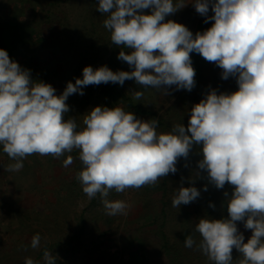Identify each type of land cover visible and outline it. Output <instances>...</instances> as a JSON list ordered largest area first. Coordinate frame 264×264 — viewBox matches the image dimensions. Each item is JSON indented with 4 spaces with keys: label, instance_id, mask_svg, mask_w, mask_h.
<instances>
[{
    "label": "clouds",
    "instance_id": "9594fccd",
    "mask_svg": "<svg viewBox=\"0 0 264 264\" xmlns=\"http://www.w3.org/2000/svg\"><path fill=\"white\" fill-rule=\"evenodd\" d=\"M187 4L184 0L175 4L174 0H99L96 10L108 14L103 25L110 30L112 43L131 50L120 51L117 58L133 70L86 66L83 78L69 81L60 95L51 84L35 82L30 69L0 49V145L16 161L6 170H21L23 159L32 154L59 158L79 150L84 168L76 178L83 192L89 198L99 194L107 215H126L131 205L109 200L111 190L122 193L126 188L154 185L159 178L175 174L179 159H187L199 146V178L206 171L208 182L217 189L233 186L231 195L224 192L228 217L201 218L197 223L195 231L202 237L199 250L214 264H233V249L242 257L238 264H264V0H194L204 22L214 21L195 36L185 25L166 21ZM193 52L223 69V80L235 77L239 87L233 93L211 89L192 106L187 127L179 124L169 133L158 134L157 119L144 121L121 107L106 106L91 109L80 131L75 118L65 119L70 111L68 98L84 95L89 85L123 86L134 79L165 95L171 94L168 89L173 85L176 91L191 92L196 84ZM134 95L139 100L143 93ZM72 163L71 155L63 161L66 168ZM189 182L193 186L184 187L182 178L173 207L200 197L195 180ZM203 190H208L207 184ZM209 206L215 208L214 203ZM237 222L252 230L246 243ZM40 241L37 233L31 247L39 248ZM184 243L192 248L196 241L188 235ZM57 256L45 249L44 264H57ZM25 264L40 262L27 257Z\"/></svg>",
    "mask_w": 264,
    "mask_h": 264
},
{
    "label": "rangeland",
    "instance_id": "374dc122",
    "mask_svg": "<svg viewBox=\"0 0 264 264\" xmlns=\"http://www.w3.org/2000/svg\"><path fill=\"white\" fill-rule=\"evenodd\" d=\"M16 1L14 10L26 19L24 26L29 32L27 42L39 55L44 82L51 84L57 95L63 93L69 81L75 83L76 78L82 79L86 66H92L95 70L107 65L114 72L133 70L117 58L120 51L131 50L112 43L110 30L103 25L108 14L96 10L99 0ZM176 2L178 0H174V4ZM184 2L188 3L187 6L166 17V21L181 23L194 35L195 24L206 18L198 19L200 14L195 10L194 0ZM145 13L150 14V9ZM190 55L196 71V84L191 92L176 91L173 85L168 89L171 94L165 95L159 89L136 84L134 79L126 80L123 86L117 83L123 93L130 96L141 109L148 111L143 113L128 106L122 96L108 97L101 91L103 83L89 85L84 88V95L77 93L68 98L66 103L70 111L65 114V119L75 118L77 131H80L85 127L84 116L91 109L106 106L121 107L144 121L157 119L158 134L169 133L179 124L187 127L192 106L198 104L211 89H217L218 93H233L239 87L235 77L223 80V69L214 62L206 61L195 52ZM137 91L143 93L139 100L134 95ZM74 151L76 153L71 154L73 163L68 166L65 179L63 175L60 178L55 176L60 175V171H54L49 190L34 191L29 188L33 187L34 182L24 167L27 171L26 186L22 182L25 179L21 177L23 175H18L19 172L24 174L22 169L10 172L5 181L0 179V190L8 182L10 189L6 192V198L9 204L12 203L11 206H15L9 208L0 192V264H25L27 257L44 264L43 254H40L43 249L54 256L58 254L57 264H163L159 255L165 242L162 228L168 234L169 246L184 255L183 259L179 255L173 264H214L199 250V244L187 248L181 242V236L186 231L184 216L195 209L196 201L180 208L172 206L173 196L180 188L182 178L184 187L192 186L189 182L192 179L200 180L197 173V163L202 159L199 146L193 147L187 159H179L175 174L169 173L159 178L154 185L126 188L122 193L111 190L109 200H123L131 205L126 215L116 216L106 214L99 194L89 198L83 192L76 177L84 165L79 159V150ZM204 172L201 171V175ZM45 175L46 168L42 177ZM164 179H167V185L162 188ZM45 183L44 179L42 185ZM229 189L232 186L227 184L223 191ZM161 190L165 192L163 197ZM163 208L166 209L164 227L161 226L163 214L155 220ZM16 210H22L23 215L20 217ZM37 233L41 236L40 247L33 249L31 240ZM180 246L183 251L179 249Z\"/></svg>",
    "mask_w": 264,
    "mask_h": 264
},
{
    "label": "crops",
    "instance_id": "0c3cea01",
    "mask_svg": "<svg viewBox=\"0 0 264 264\" xmlns=\"http://www.w3.org/2000/svg\"><path fill=\"white\" fill-rule=\"evenodd\" d=\"M16 0H0V49H4L8 52L10 59L19 63L22 68L31 70V77L35 82L42 81L44 82V76L42 73V68L39 65L40 59L39 55L35 54L34 48L30 47V44L27 42L28 38V30L26 26V19L23 18L21 13L15 11ZM14 3V4H13ZM209 16L214 15L211 11V7L208 13ZM200 18H205L204 16L199 15ZM20 18L22 20H20ZM203 20L200 23L195 24V34L197 32H204L212 26L214 21H209L208 23ZM194 34V36H195ZM31 37V35H29ZM39 60V61H38ZM35 62V63H34ZM37 66V67H36ZM70 154V153H69ZM66 159V153L59 158H55L52 155L42 156L40 154H32L23 159V167L29 172V178L31 177L34 182L33 187H29L34 191H43V189H50V179L55 175L54 171H60V175H55L60 178L63 175V180L65 179L67 168L64 167L63 161ZM16 161L9 158V156L3 151V145H0V179L1 181L6 180V176L9 175L10 172L6 170V166L9 164H14ZM46 168V175L42 177L43 171ZM22 168V173H18L21 177H26L27 171ZM16 172V171H14ZM31 175V176H30ZM12 177V176H11ZM42 177V178H41ZM12 179V178H11ZM41 179V182H40ZM45 179L44 186L42 185V181ZM23 185H25L26 178L22 179ZM29 180V179H28ZM31 182V180H30ZM3 190H0L2 193V197L5 202L8 203L9 199L6 198V192L10 189L8 182L5 186L2 187ZM28 188V189H29ZM47 193V191H45ZM9 204V203H8ZM10 203L9 208H14L15 206H11Z\"/></svg>",
    "mask_w": 264,
    "mask_h": 264
},
{
    "label": "trees",
    "instance_id": "16d2710c",
    "mask_svg": "<svg viewBox=\"0 0 264 264\" xmlns=\"http://www.w3.org/2000/svg\"><path fill=\"white\" fill-rule=\"evenodd\" d=\"M101 91L104 94H106L108 97L122 96L128 103V106L133 108L135 111L143 112V113L148 112L144 109H141L140 105L136 104L130 96H127L125 93H123V91L118 88L117 83L116 84H113L111 82L107 84L103 83V85L101 86ZM74 150L70 152V154L69 152H65L66 157H68L71 154L74 155V153H76ZM74 177L75 175L73 176V180H74ZM202 178L204 181H202ZM205 184L208 185L207 191L203 190ZM162 185H163L162 188H165V186L167 185V179H164V181L161 183V186ZM194 186L200 190L201 195L196 200L195 209H193V211L190 213L186 212V215L184 216V220H185L184 222L186 224V231H185V234L181 236L182 238L181 242L185 241V237H187L188 235H191L193 239L196 241V243L199 244L202 237L200 236L198 232L195 231V227L197 223L199 222V220L201 218H205V219L209 218V220L227 218L228 217V212H227L228 201L226 200V197L224 196L225 191L223 190L225 189V187L224 189H217L213 184L209 183L207 172H204L201 175L200 180L195 181ZM161 191L163 192L162 194V197H163L165 192L163 190ZM232 191H233V186L231 190L230 189L227 190L229 195H231ZM210 203H214L215 208L210 207L209 206ZM16 211H17L16 213L20 214L19 215L20 217L23 215L22 210H19V211L16 210ZM162 214H163V221H162L161 226L164 227L165 222H166V209L165 208L162 209L160 214L158 213L155 216V220H158L160 218V215ZM22 226H25V224H23ZM237 226H238V230L244 234L245 243H246L247 240L252 236V230L245 229L243 222H237ZM161 234H162V237L165 239L163 249L159 253L161 257V262L163 264H173V261L177 259L179 255H181V258L183 259L184 255L181 253H178V249L177 251H175L176 249L173 250L172 249L173 247L169 246V241L167 240L168 234L164 231L163 228L161 230ZM179 249L181 251L184 250L183 248H181V246L179 247ZM44 250L45 249H43L40 254H43ZM241 258L242 257L240 256V254L235 249H233V264H238V260Z\"/></svg>",
    "mask_w": 264,
    "mask_h": 264
}]
</instances>
